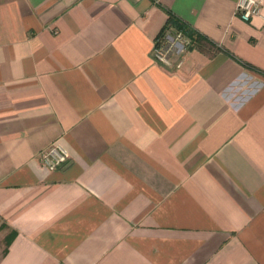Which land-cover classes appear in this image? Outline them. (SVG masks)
Instances as JSON below:
<instances>
[{
  "label": "crops",
  "instance_id": "1",
  "mask_svg": "<svg viewBox=\"0 0 264 264\" xmlns=\"http://www.w3.org/2000/svg\"><path fill=\"white\" fill-rule=\"evenodd\" d=\"M237 1L0 0V264H264V0ZM170 14L206 38L180 66Z\"/></svg>",
  "mask_w": 264,
  "mask_h": 264
},
{
  "label": "built area",
  "instance_id": "2",
  "mask_svg": "<svg viewBox=\"0 0 264 264\" xmlns=\"http://www.w3.org/2000/svg\"><path fill=\"white\" fill-rule=\"evenodd\" d=\"M262 6V0H238L235 11L240 18L249 21L262 13ZM189 44L190 39L183 30L168 26L154 42L153 58L166 66H180ZM68 156V149L60 142H53L40 152L41 161L51 169L64 163Z\"/></svg>",
  "mask_w": 264,
  "mask_h": 264
},
{
  "label": "trees",
  "instance_id": "3",
  "mask_svg": "<svg viewBox=\"0 0 264 264\" xmlns=\"http://www.w3.org/2000/svg\"><path fill=\"white\" fill-rule=\"evenodd\" d=\"M161 6H163V5H161ZM168 24H175L177 26V28L183 30L184 33L191 38L192 47H200L201 48V47L205 46V42H204L206 39L205 36L201 35L200 33L195 32V30L193 28H191L189 25L182 23V22H178L177 20H175L173 14H170ZM244 64L247 67L256 70L257 72L264 74V71L262 69L254 66L250 63H247V62H244Z\"/></svg>",
  "mask_w": 264,
  "mask_h": 264
}]
</instances>
